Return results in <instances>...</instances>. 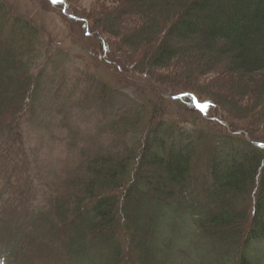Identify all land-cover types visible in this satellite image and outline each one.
I'll use <instances>...</instances> for the list:
<instances>
[{
	"label": "trees",
	"instance_id": "16d2710c",
	"mask_svg": "<svg viewBox=\"0 0 264 264\" xmlns=\"http://www.w3.org/2000/svg\"><path fill=\"white\" fill-rule=\"evenodd\" d=\"M74 7L105 48L118 43L124 64L197 107L194 93L210 116L181 119L165 95L112 111L116 90L105 84L100 129L67 139L37 255L53 263L98 248L104 257L90 264H169L164 225L192 214L215 264H262L264 0H106L90 15ZM46 37L0 0V136L23 139Z\"/></svg>",
	"mask_w": 264,
	"mask_h": 264
},
{
	"label": "rangeland",
	"instance_id": "374dc122",
	"mask_svg": "<svg viewBox=\"0 0 264 264\" xmlns=\"http://www.w3.org/2000/svg\"><path fill=\"white\" fill-rule=\"evenodd\" d=\"M75 1L73 4L70 0H11L17 10L45 28L47 37L39 86L24 126L23 139L10 134L0 136V264L102 261L104 254H98V248L53 263L45 262L37 253L39 243L48 232L41 223L42 214L50 206L54 180L68 159L67 139L77 132L88 138L100 129L107 117L106 109L100 104L105 84L109 83L116 90L109 95L110 98L115 95L112 111L118 104L130 102L132 97L165 95L169 99V110L181 119L202 118L201 111L204 113L202 121L210 116L194 93L191 95L197 107L189 101L188 93H179L172 85L160 84L148 75L133 71V67L123 63L118 38L113 36L115 46L107 44L105 48L99 35L92 34L89 17H79L75 12L74 6H77L81 13L90 15L106 0ZM98 33L103 34L97 30ZM258 136L264 141V126L258 130ZM164 226L162 246L169 264H215L213 246L200 232L192 214H179ZM168 242L171 243L169 248ZM258 251L264 264V242L258 246Z\"/></svg>",
	"mask_w": 264,
	"mask_h": 264
}]
</instances>
